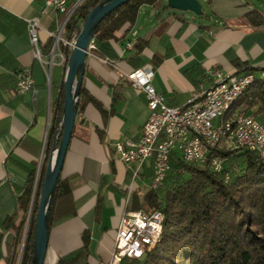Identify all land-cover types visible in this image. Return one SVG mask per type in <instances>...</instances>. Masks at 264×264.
I'll list each match as a JSON object with an SVG mask.
<instances>
[{"label": "crops", "instance_id": "0c3cea01", "mask_svg": "<svg viewBox=\"0 0 264 264\" xmlns=\"http://www.w3.org/2000/svg\"><path fill=\"white\" fill-rule=\"evenodd\" d=\"M44 1L0 0V75L9 73L7 66L29 68L34 80L32 90L22 96L15 94L14 87L0 91V264H6L4 243L13 234L4 224L12 217L14 225L20 220L18 198L30 173L37 174L49 126L50 81L34 59L25 23L39 20L42 47L52 39L47 32L56 33L61 16L45 8ZM74 1L66 0L68 5ZM204 1L206 9L202 7L199 17L172 9L156 16L153 8L145 6L128 34L121 30L115 39L93 40L95 49L88 52L82 86L104 114L87 104L76 116L60 174L75 176L76 215L50 229L44 264H55L59 256L78 248L84 229L90 231L89 263H101V230L116 233L132 196L140 200L150 189L151 161L134 179L115 151L118 143L138 139L148 117L145 97L124 74L152 67L156 92L169 106H183L212 83L207 71L239 75L244 66L264 64V24L255 26L248 20L253 11L264 16V1ZM138 38L148 44L137 57L132 46ZM59 77L57 70V82Z\"/></svg>", "mask_w": 264, "mask_h": 264}, {"label": "trees", "instance_id": "16d2710c", "mask_svg": "<svg viewBox=\"0 0 264 264\" xmlns=\"http://www.w3.org/2000/svg\"><path fill=\"white\" fill-rule=\"evenodd\" d=\"M104 0H84L71 16L65 37L74 28L83 25L87 14ZM111 1V0H107ZM151 7L156 16L170 9L165 0H130L107 15L95 31L93 40L115 39L117 32L128 34L135 26L140 10ZM248 20L255 26L264 24V16L253 11ZM54 39L42 47L44 54L52 48ZM140 38L133 44L135 56L147 47ZM64 61L55 66L60 71L59 82L50 76V120L45 138L43 156L35 185L36 170L30 173L18 198L20 220L8 219L4 228L13 231L6 240V264H31L33 255L35 219L45 168L54 142L59 143L61 115L64 104V75L72 50L59 44ZM1 63H3L0 60ZM52 66V68H53ZM9 73L0 75V91L15 87L21 69L7 66ZM264 64L244 66L245 75H253V83L235 100L228 115L248 114L258 117L264 112V79L259 73ZM33 88V87H32ZM30 89V91L32 90ZM92 104L104 114L99 102L89 96L83 86L79 94L78 114ZM224 159L223 170L217 174L208 166L184 163L177 154L170 156L171 172L161 185L148 189L139 200L133 195L129 211H159L162 215L157 241L138 259H123L119 264H264V160L255 151H216ZM227 177V179L225 178ZM75 176L57 180L48 216L49 231L64 218L75 216L72 190ZM29 213V218H27ZM80 245L70 253L58 257L55 264H90V231L80 233Z\"/></svg>", "mask_w": 264, "mask_h": 264}, {"label": "built area", "instance_id": "2783aa9c", "mask_svg": "<svg viewBox=\"0 0 264 264\" xmlns=\"http://www.w3.org/2000/svg\"><path fill=\"white\" fill-rule=\"evenodd\" d=\"M83 1L76 0L70 5L66 0L44 1L45 8H53L61 16L56 33L47 32L54 39L48 54L43 53L39 42V20L25 21L34 59L45 68L48 77L52 66L64 61L59 44L71 50L74 46L82 26L72 29L69 38L64 35L71 16ZM126 47L131 48V44L128 43ZM93 49L95 44L91 40L88 52ZM56 56H59L61 63H57ZM103 63L108 64L109 61ZM153 75L150 66L124 74L131 86L145 97L148 109V117L138 139L126 140L115 146L119 160L130 171L132 178H137L145 163L151 161L149 188L157 189L172 170L169 160L173 153L184 163L208 166L217 174L223 170L224 159L216 151H255L264 160V112L259 117L242 113L228 115L235 100L253 83V75L207 71L206 78L211 79L212 83L183 106H169L166 103L152 85ZM259 78L264 79V71L259 73ZM33 85L30 69L22 68L16 77L15 94H26ZM161 224L159 211H124L116 229L110 264H119L125 258H140L159 238Z\"/></svg>", "mask_w": 264, "mask_h": 264}, {"label": "water", "instance_id": "95a60500", "mask_svg": "<svg viewBox=\"0 0 264 264\" xmlns=\"http://www.w3.org/2000/svg\"><path fill=\"white\" fill-rule=\"evenodd\" d=\"M130 0H104L89 11L72 48L64 75V104L60 120L61 132L58 144L54 142L45 168L38 209L31 264H44L49 242L48 216L57 180L60 177L66 151L77 121L79 94L82 86L88 46L100 22L114 10ZM169 9L190 12L201 16L202 6L198 0H166ZM84 121H80L83 124ZM87 126V124H85ZM27 218H29V213Z\"/></svg>", "mask_w": 264, "mask_h": 264}, {"label": "rangeland", "instance_id": "374dc122", "mask_svg": "<svg viewBox=\"0 0 264 264\" xmlns=\"http://www.w3.org/2000/svg\"><path fill=\"white\" fill-rule=\"evenodd\" d=\"M199 3L201 4V6L206 9V3L204 0H198ZM260 2H263L264 0H258ZM195 17V16H194ZM57 51V50H56ZM56 54L58 55L59 52L57 51ZM56 61L59 63H61V60L59 58V56L55 57ZM53 70V73L55 74V66H53V68H51V72ZM51 72L49 75V81H50V76H51ZM248 114H253L252 110H250L248 112ZM101 232L103 233V237L102 239L98 238V244H100L99 246V255L102 257L101 259V263L99 262V264H110L111 263V252L113 249V245H114V236L113 230L109 229L107 232H104V229L101 230ZM115 233V232H114Z\"/></svg>", "mask_w": 264, "mask_h": 264}]
</instances>
